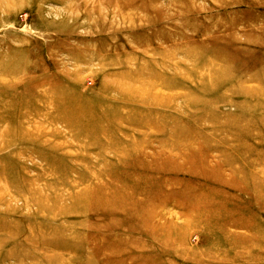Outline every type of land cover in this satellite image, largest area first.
Listing matches in <instances>:
<instances>
[{
	"label": "rangeland",
	"instance_id": "rangeland-1",
	"mask_svg": "<svg viewBox=\"0 0 264 264\" xmlns=\"http://www.w3.org/2000/svg\"><path fill=\"white\" fill-rule=\"evenodd\" d=\"M0 264H264V0H0Z\"/></svg>",
	"mask_w": 264,
	"mask_h": 264
}]
</instances>
